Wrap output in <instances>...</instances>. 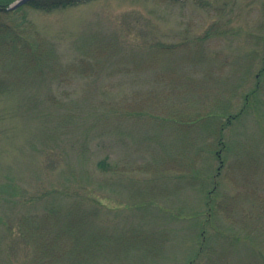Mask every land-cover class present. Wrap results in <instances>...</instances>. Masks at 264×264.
<instances>
[{
    "label": "rangeland",
    "instance_id": "rangeland-1",
    "mask_svg": "<svg viewBox=\"0 0 264 264\" xmlns=\"http://www.w3.org/2000/svg\"><path fill=\"white\" fill-rule=\"evenodd\" d=\"M5 20L27 50L0 43V264H40L36 215L81 235L48 264H264V0Z\"/></svg>",
    "mask_w": 264,
    "mask_h": 264
},
{
    "label": "trees",
    "instance_id": "trees-1",
    "mask_svg": "<svg viewBox=\"0 0 264 264\" xmlns=\"http://www.w3.org/2000/svg\"><path fill=\"white\" fill-rule=\"evenodd\" d=\"M10 2H11V0H0V40L2 39V42H0V43L2 44L3 47L6 48V51L11 50V51L15 52L16 51L15 47L17 46L18 47L17 49L22 48V47H24L23 45L25 44V42H22L20 40L19 36L18 37L16 36V33L19 32L17 29V26L12 22H5L6 21L5 19L8 17V15L14 11L13 9L12 10L7 9ZM30 4L36 8L50 10V9L61 7V6L62 7L67 6L71 3H69V2H55V3L45 4V2L38 1V2H34V3H30ZM24 49H26V47H24ZM25 54L27 55V52ZM19 60H20V58L16 57L13 63H17V62H19ZM30 62H33V60H30ZM0 81H1V78H0ZM3 81L4 80H2V82H0V86L6 87L7 83L5 84V83H3ZM2 87H0V88L2 89ZM44 217H46V216H44ZM24 225L27 226L25 223H24ZM30 226H31V229L34 228V230H32V231H35V233L37 235V239H38V246L36 247L37 249L34 252V259L36 262H38L40 264H48V263H46V262H48L47 260H53V262L58 260L61 263H63L64 257L67 254H70V255L71 254L73 255V253L75 254L74 250H66L65 248L62 249L63 246H65L67 244L66 242L68 240L72 239V240H74V242H76L75 244L77 246L80 244L79 242L81 241V238H80L81 235L78 234L75 237L73 235L74 232L71 230H68V228L59 229L56 232L51 234L50 233L51 232L50 227L52 226V222L50 225L49 219L40 218L39 215L32 217V221L30 223ZM25 230H27V228ZM25 230L22 231L23 235L25 238H28L29 235H27L28 233ZM49 230H50V232H48ZM48 233H50V234L48 235ZM83 245H87V244H83ZM59 246L62 248H60ZM89 246H91V245H89ZM70 249H73V248H70ZM87 250H88V248L81 249V251L77 250L78 255H79L78 257L84 256V255L86 256Z\"/></svg>",
    "mask_w": 264,
    "mask_h": 264
},
{
    "label": "flooded vegetation",
    "instance_id": "flooded-vegetation-1",
    "mask_svg": "<svg viewBox=\"0 0 264 264\" xmlns=\"http://www.w3.org/2000/svg\"><path fill=\"white\" fill-rule=\"evenodd\" d=\"M45 2V4L47 3H55V2H69V3H77L79 1H83V0H29L28 3H34V2Z\"/></svg>",
    "mask_w": 264,
    "mask_h": 264
},
{
    "label": "water",
    "instance_id": "water-1",
    "mask_svg": "<svg viewBox=\"0 0 264 264\" xmlns=\"http://www.w3.org/2000/svg\"><path fill=\"white\" fill-rule=\"evenodd\" d=\"M28 0H18L17 2H15L13 5L10 6V8H14L17 7L25 2H27Z\"/></svg>",
    "mask_w": 264,
    "mask_h": 264
}]
</instances>
